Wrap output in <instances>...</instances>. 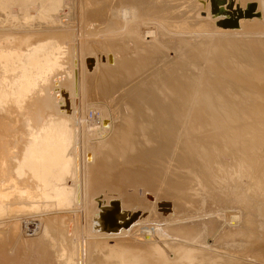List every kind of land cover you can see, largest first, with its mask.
<instances>
[{
  "label": "bare ground",
  "instance_id": "obj_1",
  "mask_svg": "<svg viewBox=\"0 0 264 264\" xmlns=\"http://www.w3.org/2000/svg\"><path fill=\"white\" fill-rule=\"evenodd\" d=\"M92 1L86 0V17L100 19L107 16L109 11L108 18L117 16L114 6L109 5L111 0ZM162 1L131 0L144 11L146 5L155 4L158 7ZM183 1L185 0H176L179 3ZM200 1L203 4L209 2L210 16L217 19L216 28L222 33L239 32L243 27L253 25L258 31L264 25V14L259 16L255 3H248L242 10L234 5L233 0ZM196 24L199 25V30L204 31L202 25H206L203 20L199 19ZM75 25V0H0V264H80L76 255V233L83 235L86 232H94L97 237L89 246H86L83 239V264H162L164 259L170 264H222L195 252L183 253L186 252L182 250L183 247L196 244L219 226L214 220L196 227L177 226L173 222L176 212L184 214L200 209L201 206L196 201H189V193L196 194L198 188L207 190L200 174L191 166L192 158L189 159L184 150L179 151L181 154L176 155V159L170 157L169 152L174 151L171 148H176L175 138L178 136L174 128L171 140L167 136L170 134V124H164L163 127L166 136H147L149 140L157 142L153 144V152L151 149L133 152V149L129 156L128 150L122 148L123 145L121 149L118 146L114 148L124 150L125 153L114 149L113 154L116 153V156H113L107 153L106 148H88L86 155L89 160L84 162L78 149V83L84 86L86 100L91 101L93 97L97 100L93 101L92 108L97 109L92 110L95 112L92 118L98 126L90 124L92 135L96 134V130H101L99 109L101 112L103 109L108 110L110 114H114L115 119L124 109H139L135 108L138 99L135 102L134 93L130 95L128 79L124 78L127 70L125 66L134 76L132 81V76L129 78L131 83L138 78L135 76L141 73L140 70L148 69L145 71L149 75L153 69L159 70L156 73L157 76L160 74L157 80L163 81L167 89L166 96L177 107L190 98L197 97L195 122L207 126L224 118L218 106L220 102L228 101V87H232L234 91L255 90L256 94L264 98V84L250 81L242 73L241 77L246 79V82L243 81L237 76L240 73L234 72L233 66L223 71L213 68L211 73L203 74L198 84L194 73H188L189 64L181 59L172 60L165 56L163 44H167V41L163 40L162 44L145 41L142 44L132 37L135 47L141 53L135 57L130 56L129 62L125 60L126 45L125 51L119 45L116 48L102 45V51L108 52L107 57L102 54L101 61L92 56L86 57L85 69L79 71ZM173 42L168 45L170 49L177 53L188 48V60L195 64L202 63V59L191 50L195 49L194 45L191 46L181 37H176ZM222 48L215 47L213 56ZM170 61L172 62L168 63ZM165 63L168 74L161 70ZM168 64H176L184 70L183 77L179 76V72L169 69ZM149 105L155 106L156 100L149 102ZM89 110L86 111V117L90 120L87 116ZM160 112L167 121L165 113ZM149 121L154 128L152 118ZM103 125L109 126L106 121ZM141 127L140 125L138 129ZM228 128V125H222V130ZM73 129L74 148L71 138H68ZM148 133L150 135L152 132ZM255 133L259 132L256 130ZM103 135L104 133L101 136ZM109 136L106 137L107 144L112 142ZM134 140L136 145L137 139ZM147 144H150L149 141ZM224 158L232 163L230 156ZM236 173L240 174V171L231 173L234 184ZM186 182L195 186L191 185L189 189ZM248 197L241 196L243 201H240L241 198L238 201L245 203V200L250 199ZM39 204L43 207L41 213L35 207ZM208 204L204 201L202 207L205 208ZM212 205L224 207L218 198L212 200ZM145 221L156 226L151 227L154 228L152 244H146L143 235L138 236L146 244L142 248L139 241L130 235L138 224L140 226ZM167 226L172 227L167 229ZM220 229L221 226L218 230ZM238 234L239 232L230 230L223 234L220 241L211 243L218 247L240 246L242 242ZM155 240L161 243L165 255L159 250L157 252L158 244ZM180 243L183 244L182 249ZM98 247L102 250L100 256L92 257L89 250ZM164 263L166 264L165 261Z\"/></svg>",
  "mask_w": 264,
  "mask_h": 264
},
{
  "label": "rangeland",
  "instance_id": "obj_2",
  "mask_svg": "<svg viewBox=\"0 0 264 264\" xmlns=\"http://www.w3.org/2000/svg\"><path fill=\"white\" fill-rule=\"evenodd\" d=\"M233 2L235 6H239L242 10L245 9L248 3H255L256 12H258L259 16L260 14H264V0H233ZM109 5L114 6L115 14L117 15L116 17H112L113 19L108 18L110 14L109 11L107 16L104 15L100 19H92L86 17L85 14L86 0H75L76 25L74 29L77 32V61L79 71L85 69L86 57L92 56L97 61H101L102 54L107 57L106 55L108 52L102 51V45L111 48H113V46L116 48L119 45L122 46V50L126 48L127 50L124 51L127 59L125 60L129 62L131 59L130 56L135 57L138 53H141V50H138V48L135 47L134 41H132L133 38L136 39L135 41H139L142 44L145 43V41L146 43L148 41H154L158 42V44H162V41L165 40L168 42L167 44H163V48H165L164 50L167 51H165V56L172 60L178 58V60L181 59L189 64L188 73H194L198 84L200 83L203 74L211 73L213 68L223 71L225 68H231L232 66L234 72L237 71L240 73V75L237 76L243 81L246 82V79L241 77L242 73L246 75L250 81L256 82L257 84H264L263 24L258 31L257 29L255 30L256 26L253 25L250 27L245 26V28L243 27L239 32H234L235 34L231 32L222 33L216 28L217 19L210 16L209 2L206 1V3L203 4L200 0H185L181 3L176 2V0H163L158 7H156L155 4L153 6L146 5L145 11L134 2H131V0H111ZM199 19L203 20V23L206 25H202L204 31L199 30L200 27L196 24ZM249 29L252 30L249 31ZM214 36L218 39H214ZM176 37L183 38L191 46L194 45L193 48L196 50L192 48L191 50L195 55L202 59V63L195 64V62L193 63L190 59L188 60V48L182 50L184 52L180 51L181 53H176L175 50L170 49L168 45L173 44ZM116 39L117 42H114ZM219 39L224 40L220 41ZM111 42L112 44H109ZM129 44L132 46H129ZM215 47L223 48L213 56ZM89 48L91 51H89ZM107 50L110 52L108 48ZM170 51L174 53V56H172ZM115 52L116 51H114V53ZM182 53H184V55ZM171 62L172 61L168 63ZM162 65L161 70L167 72L166 70L168 69H166V63ZM125 68L127 70L124 74V78L128 79V89L129 91H132H130V95L131 93H134L135 102L138 99L139 105L136 103L135 108L139 109H130L131 112L130 110L128 111V109H124L123 112L126 111L127 113L122 112L121 115H118L117 119H115L114 114H110L108 110L106 111L103 109L104 111L101 112V109H99V118H101L99 127L101 130L100 132L96 130L95 135L90 134V128L91 125L98 126L96 120L92 118L95 114L92 110L97 109L95 107L92 108V106H94L93 101L97 100L94 99V97L91 101L86 100L83 92L84 86H82V83H78V149L81 152V155H83L84 162L89 160L86 155L88 148H106L108 151L107 153L112 154L113 156H116V153L113 154L115 150L125 153L124 150H120L123 145L124 147L122 148L128 150V154H130L129 156H131L133 149V152L149 151L150 149L153 152L155 150V145L153 144H156L157 142H155L154 139L149 140L147 136H151L152 138L155 136L158 138L163 135L166 136V131L163 127L164 124L167 126L170 124L171 128L168 127L170 129V134L167 136L170 137V140L174 137L172 133L173 128L178 135H176L177 137L175 138L176 148H171V150L174 149V151L169 152L170 157L176 159L181 154L179 151L184 150L189 159L192 158L193 160L191 163V166H194L193 170L200 174L203 183L205 186L207 185L206 191L198 188L196 194L194 192L189 193V201L193 203L196 201L200 204V209L197 211L192 210L184 214L176 212L173 222H176L175 224H177V226L190 225L196 227L203 223H207L208 220H214L217 223V226L222 227L220 230H218L219 227H216L213 231L211 230L208 233V236H204L202 240L196 244H192L193 246L190 244L192 247L190 245L183 247V244L180 243V249H182V247L184 248L182 249L186 251L183 252L184 254H188L190 251L195 252L202 255V257L206 256L205 258H211L222 264H226L227 261H230L227 264H250V261L251 264H264V98L259 94H256L255 90L251 91L249 89H243L234 91L232 87H228L226 90L228 101L220 102L218 106L219 110L223 112L224 118L220 121L213 122V124L208 126L202 125V123H196L194 119L195 110L198 104L197 97L194 96L190 98L188 102L181 103V105L177 107L174 104V101L166 96L167 89L164 87L165 85L163 84V81L159 82L157 80L160 74L157 76L156 73L159 70L153 69L154 72L150 71V75L148 71H145L146 68L144 70L142 69L143 71L140 70L139 72L141 73H139L138 76H135L138 78L135 79L132 84L131 81L134 76L129 73V68L127 66H125ZM169 69L175 70L176 73L179 72V76L185 74L183 73L184 70L177 67L176 64H171ZM130 77L131 81L129 80ZM137 81L141 83H138ZM160 93L162 96H160ZM155 100L156 105L151 107L149 102ZM87 110L90 111L87 112V116L90 117V120L86 117ZM160 110L168 117L167 121H165V117L161 114ZM131 113L134 115H131ZM128 115L130 118L133 116L135 117H133L131 121ZM149 115H151L150 117L152 118V123L155 125V129L150 126L149 120H151V118ZM137 119H139V121ZM104 121L109 124L108 127L107 125H103ZM139 124L142 126L141 129H138L140 128ZM222 125H228V130H222ZM150 128L153 130H150ZM139 130H141V132H138ZM256 130L259 133H255ZM146 131L152 132L153 134L150 133L149 135ZM102 133H104L103 136H101ZM139 133H142L143 135H140ZM131 135H133V137ZM107 136L110 137L112 142L114 140L113 143L110 140L112 144L106 143L108 140V138H106ZM68 138H71L72 147L74 148V129L71 131L70 136L68 135ZM68 138L67 140L69 143L70 141ZM134 139H137L136 145ZM167 140H169V138ZM148 141L150 143L149 145L147 144ZM189 142H191L192 145H190ZM113 144L114 146H112ZM117 146L120 148H118L119 150L114 148ZM110 150L112 151L110 152ZM124 153L121 155H124ZM224 156H230L232 163L225 159ZM214 161L218 164H215ZM168 163L170 166V161H168ZM237 170L240 171V174L236 173L234 177L236 184H234L233 179L231 178V173ZM185 185H188V188L190 189L192 183L186 182ZM194 186L195 185H192V187ZM241 196L246 198L249 196L248 198L250 199L245 200V203H240L238 199H240ZM217 198L223 203V208H217V206L212 205V200ZM204 201L209 203L205 208L202 207ZM240 201H243L242 198ZM35 207L39 213L42 212V205L39 204ZM231 215L235 218H232ZM231 218L232 220H230ZM19 220L21 221V219ZM148 222L149 221L142 222L140 226L138 224L134 230L131 231V234L134 233L130 235L131 238L136 239L137 242L139 241L138 244L142 248L146 246V244L153 243L151 238H153L152 235L156 225ZM174 223L171 225L175 226ZM234 224L236 225L234 226ZM172 226H167L166 228L170 229ZM143 227L145 230L147 229L146 232L142 229ZM151 227L154 228L152 229ZM230 230L239 232L238 237L242 242L240 246L218 247L211 243V241H220L223 234ZM138 231L139 233H137ZM140 235H143L142 238L146 241V244L141 237H138ZM96 237L97 236L94 232H86V234L83 233V235L81 233H76V255L80 264H83V247H81L83 239L86 246H89ZM139 238L141 239L139 240ZM209 238H211L210 241ZM155 242L158 244L156 245L158 248H156L157 252L159 250L161 251L160 253L165 255L161 243L156 240ZM194 245H196L195 248ZM98 250L99 247L97 249L92 248L89 252L92 257H99L102 250H99V253H97ZM95 259L96 258H93V260ZM225 260L227 261L224 262ZM164 261L166 264L169 263L165 259ZM164 261H161L162 264H165ZM158 263L161 264L160 262ZM150 264L154 263L151 262Z\"/></svg>",
  "mask_w": 264,
  "mask_h": 264
}]
</instances>
